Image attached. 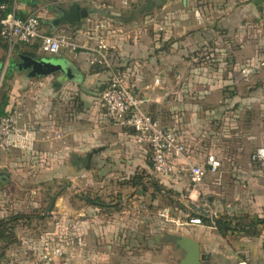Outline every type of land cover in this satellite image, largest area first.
I'll list each match as a JSON object with an SVG mask.
<instances>
[{"label": "crops", "instance_id": "0c3cea01", "mask_svg": "<svg viewBox=\"0 0 264 264\" xmlns=\"http://www.w3.org/2000/svg\"><path fill=\"white\" fill-rule=\"evenodd\" d=\"M36 1H19L23 5L18 6L19 11L28 13ZM75 2L88 10V16L71 23L55 22L59 8ZM251 2L253 4V0ZM251 2L86 0L83 3L73 0L67 6H56L55 12L45 10L46 13L39 14L44 33L74 36L91 47L96 41L87 29L99 22L110 46L112 67H93L96 55L90 50H63L58 54H47L41 50L38 40L16 43L5 59L7 69L14 49L25 55L35 53V58L43 62L44 69L34 70L25 61L20 69L9 68L7 71L13 84L7 111L9 113L16 100L23 96L22 119L33 128L36 136L31 149L12 148L6 151V167L0 172V179L6 182L12 178L16 180L21 171H25L26 179L37 177L53 181L63 172L74 178L78 163L86 161L90 164L102 152V162H107L115 145L122 148L124 155L130 154L128 158H150L149 149L136 141L131 128L114 124L100 104V87L113 73L121 71L135 83L136 92L144 101L146 110L151 103L159 105L167 102L168 108L172 109L175 104L169 101L195 99V107H186L184 112L172 113L169 117L194 161L206 168L201 183L191 182L193 189L190 197L196 201L195 205L212 209L218 213V219L230 218L234 224L238 220L249 223L264 219V163L254 162L251 158L256 149L264 146V79L261 69H258L261 67L257 60L250 58V53L239 56L237 61L220 59L221 51L237 52L240 46L236 50V46L207 42L217 36L215 28L236 29L250 19ZM240 51L251 52L253 46L243 43ZM215 53L218 58H215ZM46 61L52 62L49 65L62 64V67L48 69ZM225 64L228 67L237 65L243 69V74L236 78L227 70L224 76ZM157 77L160 78L158 85L155 84ZM233 83H237L239 89L244 85V90H239L233 97L243 103L236 110L220 109V101L230 99L220 91L221 86ZM59 99L69 101L68 106L72 102L64 123L50 114L53 111V115L57 116L52 103ZM75 99L83 103L82 111L74 107ZM253 106H258L263 116L258 121L254 119ZM59 132L63 133V139L57 138ZM193 135L195 151L190 139ZM99 147L103 149L89 155ZM15 150L19 151V156H12L11 152ZM212 155L220 161L217 173L207 168V160ZM113 158L117 160V156ZM209 173L219 179L215 182L218 187L217 190L213 187L211 200L208 198L209 202L203 203L198 201L201 190L197 186L206 188L204 180ZM194 208L191 214L197 212L200 215L201 211ZM13 210L11 208L9 212ZM2 218L9 220L13 217L7 214ZM182 235L200 244L201 264H264V225L249 224L239 231L234 227L220 229L211 223L185 224L179 227V231L159 235L154 242L164 245L163 249L172 250L176 246L184 257L186 251L177 243ZM163 253L148 252L146 259L153 264H167V252ZM131 257L134 260L132 264H138L143 259L140 255L131 254Z\"/></svg>", "mask_w": 264, "mask_h": 264}, {"label": "rangeland", "instance_id": "374dc122", "mask_svg": "<svg viewBox=\"0 0 264 264\" xmlns=\"http://www.w3.org/2000/svg\"><path fill=\"white\" fill-rule=\"evenodd\" d=\"M19 1L21 0H18V6H23ZM72 1L37 0L35 5L30 6L29 12L41 15L48 10L52 13L55 12L56 6H67ZM84 1L86 0H81L83 3ZM12 3V0H0V5ZM251 5L253 7L250 19L245 20L236 29L221 26L215 28L217 36L207 42L236 46V50L239 46L241 49L243 43L251 44V52L244 53L240 49L237 52L221 51L220 59L237 61L239 56L250 53V58L257 60L261 67L258 69H261L264 79V9L260 11L252 2ZM11 48L9 43L8 50L1 48L0 56L6 55V59ZM215 58H218L216 53ZM35 59L14 49L9 59V68L20 69L25 61L32 62ZM6 66L5 60L0 90L13 88L11 81L5 79L9 69ZM227 70L236 78L243 74V69H239L237 65L228 67L225 64L222 71L224 76ZM256 85L259 86L258 83ZM239 90L243 91L244 85L239 89L237 83L223 84L220 91L230 99L221 100L219 108L239 109L243 101L233 98ZM68 102L61 99L53 101L52 107L57 116L50 111L51 116L60 122H66L67 109L71 108V103L68 106ZM169 102L175 104L172 109L168 108L167 102H162L159 105L151 103L147 110L163 124L170 126L172 123L169 117L172 113L180 114L186 107L196 106L194 98L174 99ZM253 109V114L256 115L254 119L258 121L263 117L261 111L258 106H253ZM219 122H222L221 118ZM190 139L195 151V136ZM18 152L15 150L11 154L19 156ZM103 153L97 154V159H92L90 164L86 161L78 163L74 178L63 172L53 181L37 177L26 179L25 171H21L16 180L12 178L6 182L0 179V218L6 217L7 214L18 218L12 222L6 238L0 244V264H132L134 260L131 254L143 258L138 264H153V261L146 259V254H164L165 251L169 261L167 264H181L183 256L176 246L172 250L163 249L164 245L155 244L154 239L159 235L179 231V227L189 224V216L196 203L190 197L193 189L191 177L186 173L168 175L165 178L156 175L150 158H128L131 155H124L118 145L112 148L107 162H102ZM6 155V150L0 148L1 173L6 167ZM114 156H117V160ZM138 175H143L146 182L135 186V177ZM217 179L211 173L205 176L206 188L197 186V189L201 190L198 201L209 202L208 198L210 199L214 188L217 190ZM143 185L146 186L145 190ZM88 199H96L105 204L101 207L91 204ZM11 208H14L13 212H9ZM52 246H60L63 254L56 261L47 263L41 259V253Z\"/></svg>", "mask_w": 264, "mask_h": 264}, {"label": "built area", "instance_id": "2783aa9c", "mask_svg": "<svg viewBox=\"0 0 264 264\" xmlns=\"http://www.w3.org/2000/svg\"><path fill=\"white\" fill-rule=\"evenodd\" d=\"M12 1L10 13L0 21V37L9 43L10 47L19 42L32 43L38 40L41 50L47 54H58L63 50L76 52L86 49L96 55L93 63L112 67L109 59L110 46L99 22L87 29L88 34L96 41L91 47L74 36L44 33L39 15L30 12L19 15L18 0ZM6 8L8 5H0V9ZM159 83L160 78L157 77L155 84ZM101 102L109 120L116 125L131 128L136 141L149 149L152 169L156 175L165 177L184 172L194 183L202 182L205 166L194 161L188 147L178 137L175 128L151 116L143 105L144 101L136 92L135 83L127 76L119 72L113 73L108 85L101 93ZM23 109L24 97L20 96L12 110L0 118L1 149L6 151L12 148L31 149L36 133L31 126L23 122ZM57 138L63 139V133L59 132ZM251 158L254 162L264 163V146L256 149ZM207 168L213 173L218 172L220 161L216 156L212 155L208 158ZM207 211L206 217L210 218L211 225H216L218 213L212 209ZM189 224L207 223L202 216H190ZM62 254L63 250L60 246H52L42 251L41 259L52 263Z\"/></svg>", "mask_w": 264, "mask_h": 264}, {"label": "trees", "instance_id": "16d2710c", "mask_svg": "<svg viewBox=\"0 0 264 264\" xmlns=\"http://www.w3.org/2000/svg\"><path fill=\"white\" fill-rule=\"evenodd\" d=\"M8 5V8L6 9H0V21L2 18L6 17L9 13H10V10H11V5L7 4ZM19 15H25V13H23L22 11H19L18 12ZM38 48V45L36 46ZM3 48L5 51L8 50V43L0 37V49ZM5 56H0V76H1V73H2V68L4 66V61H5ZM110 59V57H109ZM111 62V60H110ZM112 64V63H111ZM103 67V68H109L108 66L104 65V64H101V63H94L93 67ZM114 66V65H113ZM115 69V68H114ZM116 70H117V67H116ZM117 72V71H116ZM119 73L123 74L121 71H118ZM5 79H9V75H8V72H6L5 74ZM111 79V78H110ZM110 79L104 83L101 87H100V104L102 106V108L104 109V112H105V108L103 107L102 105V102H101V93L103 92V90L106 88V86L108 85ZM11 90V89H9ZM9 90H6V89H1L0 90V118L7 115L8 111H7V108L10 104V99H11V94H10V91ZM72 103V102H71ZM73 103H74V107H76L78 109V111H82L83 109V103L80 101V100H73ZM67 112H68V109H67ZM69 113V112H68ZM151 114V113H150ZM154 118H157L156 116L152 115ZM158 119V118H157ZM132 132H134L132 130ZM151 158V156H150ZM135 179L137 181L134 182L135 186H138L139 184H142L143 182H146L145 181V177L142 175V176H137L135 177ZM143 189L145 190L146 189V186L143 185ZM89 202L91 204H95V205H98V206H103L105 203L103 202H100L99 200H94V199H88ZM192 216H202L203 220L206 222V223H210V218L209 217H206V216H203V215H199L197 212H193L191 214ZM18 218L16 217H13L9 220L5 219V218H1L0 219V244H2L1 242L6 238V235L7 233L9 232L10 228H11V224L12 222H15ZM249 224L251 225H264V219L262 218H259L257 220H252L250 221L249 223H246V222H241V221H236V223L234 224L232 219L230 218H227V219H223V218H220V219H216V226H218L220 229H228V228H236L237 230L239 231H242L245 227H247ZM254 227V226H252Z\"/></svg>", "mask_w": 264, "mask_h": 264}, {"label": "water", "instance_id": "95a60500", "mask_svg": "<svg viewBox=\"0 0 264 264\" xmlns=\"http://www.w3.org/2000/svg\"><path fill=\"white\" fill-rule=\"evenodd\" d=\"M253 3L258 6V9L262 11L264 9V0H253ZM88 16V10L86 8H82L79 2L72 3L68 7H60L57 17L54 19L55 22L57 21H67V22H75L80 20L81 18H85ZM27 55L35 57V53H27ZM47 66L46 68H61L62 64H52L51 61H46ZM49 63V64H48ZM43 62L35 59L32 62H28L27 66L34 67V70L36 69H44V66L42 65ZM3 79V74L0 76V83ZM103 147H99L96 149H93L92 153H89V155H92L94 152L101 151ZM55 199V198H54ZM211 200V197H210ZM195 208L201 211V215L207 216V210L203 205L197 206L195 205ZM177 243L185 249L186 254L181 259V264H201V250H200V244L194 240L193 238L182 235L178 240Z\"/></svg>", "mask_w": 264, "mask_h": 264}, {"label": "flooded vegetation", "instance_id": "af4514ba", "mask_svg": "<svg viewBox=\"0 0 264 264\" xmlns=\"http://www.w3.org/2000/svg\"><path fill=\"white\" fill-rule=\"evenodd\" d=\"M28 63V62H27Z\"/></svg>", "mask_w": 264, "mask_h": 264}]
</instances>
